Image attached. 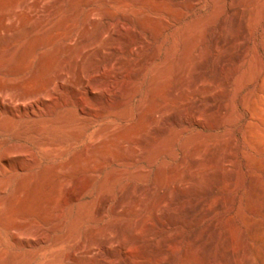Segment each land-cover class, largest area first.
<instances>
[{"label": "rangeland", "instance_id": "374dc122", "mask_svg": "<svg viewBox=\"0 0 264 264\" xmlns=\"http://www.w3.org/2000/svg\"><path fill=\"white\" fill-rule=\"evenodd\" d=\"M3 95L0 264H264V0H0Z\"/></svg>", "mask_w": 264, "mask_h": 264}, {"label": "bare ground", "instance_id": "6f19581e", "mask_svg": "<svg viewBox=\"0 0 264 264\" xmlns=\"http://www.w3.org/2000/svg\"><path fill=\"white\" fill-rule=\"evenodd\" d=\"M62 82V81H61ZM62 84V83H61ZM61 86V85H60ZM53 90V89H52ZM45 94V93H44ZM44 94L42 95V96H44ZM39 96V95H38ZM42 96H40L39 98L37 97V99L35 98V100H29V101H23L22 102V112H19L17 109H11L10 111H9V114H10V117H11V119L13 118V119H17V118H21V117H26V116H28V117H33V118H35V117H37V118H39L40 116H43V115H50V114H52V113H55V111H53L52 113L51 112H46L42 107H39V110H38V112L35 110V106H37V105H39L40 103H41V98H42ZM1 97V96H0ZM57 97V96H56ZM5 98H6V95H3L0 99V109H1V111L2 112H4V111H6L5 110V106H4V101H5ZM44 98V97H43ZM47 99V98H46ZM12 100H14V99H12ZM44 100H45V98H44ZM18 101V100H17ZM59 101V100H58ZM64 101V100H63ZM12 102V101H11ZM15 102V101H14ZM19 102V101H18ZM18 102H16V104L18 103ZM8 103V102H7ZM9 103H10V101H9ZM8 103V104H9ZM60 103V102H59ZM64 103H66V102H64ZM42 104V103H41ZM61 104H62V102H61ZM10 105V104H9ZM15 105V104H14ZM64 105V104H63ZM66 105V104H65ZM27 108H29V109H31L30 110V112H28V110H27ZM33 108V109H32ZM37 108H38V106H37ZM59 110H61V109H59ZM51 111H52V109H51ZM1 115L3 116V114L1 113ZM5 115V114H4ZM55 115V114H54ZM56 116V115H55ZM32 160H33V158H32ZM82 177V176H81ZM79 186V185H78ZM73 189V188H72ZM4 190V189H3ZM2 204H0V206H1ZM15 236V235H14ZM48 236V235H47ZM49 237V236H48ZM31 238V237H30ZM43 241V240H42Z\"/></svg>", "mask_w": 264, "mask_h": 264}]
</instances>
